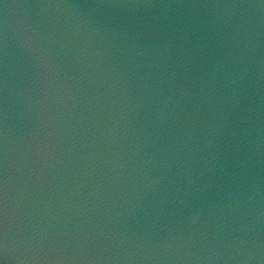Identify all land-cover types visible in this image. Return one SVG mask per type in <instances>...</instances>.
I'll use <instances>...</instances> for the list:
<instances>
[{
	"label": "water",
	"instance_id": "1",
	"mask_svg": "<svg viewBox=\"0 0 264 264\" xmlns=\"http://www.w3.org/2000/svg\"><path fill=\"white\" fill-rule=\"evenodd\" d=\"M0 264H264V0H0Z\"/></svg>",
	"mask_w": 264,
	"mask_h": 264
}]
</instances>
